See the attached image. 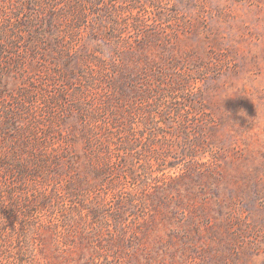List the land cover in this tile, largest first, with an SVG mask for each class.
<instances>
[{"label":"rangeland","instance_id":"374dc122","mask_svg":"<svg viewBox=\"0 0 264 264\" xmlns=\"http://www.w3.org/2000/svg\"><path fill=\"white\" fill-rule=\"evenodd\" d=\"M0 264H264V0H0Z\"/></svg>","mask_w":264,"mask_h":264},{"label":"trees","instance_id":"16d2710c","mask_svg":"<svg viewBox=\"0 0 264 264\" xmlns=\"http://www.w3.org/2000/svg\"><path fill=\"white\" fill-rule=\"evenodd\" d=\"M3 36H4V29H3V27L1 26V27H0V39H2ZM0 52H1V47H0Z\"/></svg>","mask_w":264,"mask_h":264}]
</instances>
